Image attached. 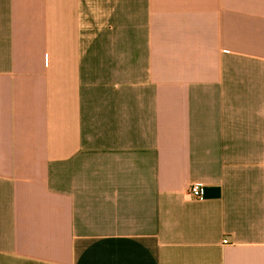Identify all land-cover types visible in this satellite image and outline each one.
I'll return each instance as SVG.
<instances>
[{
    "label": "crops",
    "instance_id": "obj_1",
    "mask_svg": "<svg viewBox=\"0 0 264 264\" xmlns=\"http://www.w3.org/2000/svg\"><path fill=\"white\" fill-rule=\"evenodd\" d=\"M0 264H264V0H0Z\"/></svg>",
    "mask_w": 264,
    "mask_h": 264
},
{
    "label": "built area",
    "instance_id": "obj_2",
    "mask_svg": "<svg viewBox=\"0 0 264 264\" xmlns=\"http://www.w3.org/2000/svg\"><path fill=\"white\" fill-rule=\"evenodd\" d=\"M203 194L204 190L203 185L201 183H194L187 190V195L191 199H200L203 197ZM223 243H226V240L223 241Z\"/></svg>",
    "mask_w": 264,
    "mask_h": 264
}]
</instances>
